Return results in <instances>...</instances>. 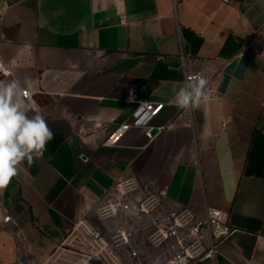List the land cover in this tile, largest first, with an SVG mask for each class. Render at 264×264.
<instances>
[{
	"label": "crops",
	"instance_id": "1",
	"mask_svg": "<svg viewBox=\"0 0 264 264\" xmlns=\"http://www.w3.org/2000/svg\"><path fill=\"white\" fill-rule=\"evenodd\" d=\"M263 33L264 0H0V80L31 78L55 133L0 194V264H110L94 234L110 243L145 196L168 216L221 212L215 256L189 264H264ZM196 71L213 98L178 109L171 89ZM131 93L164 104L154 141L117 134Z\"/></svg>",
	"mask_w": 264,
	"mask_h": 264
},
{
	"label": "clouds",
	"instance_id": "2",
	"mask_svg": "<svg viewBox=\"0 0 264 264\" xmlns=\"http://www.w3.org/2000/svg\"><path fill=\"white\" fill-rule=\"evenodd\" d=\"M31 78L0 80V194L18 177L25 162L32 167L44 157L55 133L35 100L26 97ZM209 80L202 73L189 75L178 89H171L170 103L181 110H194L213 98ZM78 264H87L80 261Z\"/></svg>",
	"mask_w": 264,
	"mask_h": 264
},
{
	"label": "rangeland",
	"instance_id": "3",
	"mask_svg": "<svg viewBox=\"0 0 264 264\" xmlns=\"http://www.w3.org/2000/svg\"><path fill=\"white\" fill-rule=\"evenodd\" d=\"M260 48L264 51V33ZM131 188L125 183L118 193L124 197ZM148 197L143 198L134 214L126 215L125 231L129 244L116 248L111 243L104 251L111 258L110 264H176L180 260L181 264H189L209 250L212 241L209 229L214 230V227L207 223L200 225L206 218L201 220L186 212L168 216L162 211L160 203L151 209L153 204ZM100 216L103 217L101 213ZM120 231L117 230L114 235ZM212 238H215L214 235ZM188 253L192 258L188 257Z\"/></svg>",
	"mask_w": 264,
	"mask_h": 264
},
{
	"label": "built area",
	"instance_id": "4",
	"mask_svg": "<svg viewBox=\"0 0 264 264\" xmlns=\"http://www.w3.org/2000/svg\"><path fill=\"white\" fill-rule=\"evenodd\" d=\"M222 4H231L232 0H220ZM121 22L124 24L126 22L125 16H121ZM197 73H204L202 71H196V72H188L186 73V78L189 75L197 74ZM0 74L3 76H12V72L10 67L6 64V62L3 60V58L0 57ZM32 92L29 90H26V97H32ZM127 101L129 102H137L139 103V106L133 113L132 119L133 121L131 123H127L122 125L117 134H123L124 132L128 131L130 128H143L145 130L146 137L149 141H154L158 136L163 134L165 131V127L161 126H153L151 124L152 120L162 111L164 104L158 103V102H149V101H138L137 95L134 93L129 94L127 97ZM108 143H112V140H109ZM120 208L128 209L129 205L125 204L122 201L114 202L113 204H109L107 207L102 209L101 215L103 217H106L108 215H114L118 213V210ZM6 221L10 220V217L5 218ZM204 223H207L209 226L214 227V237L220 238L224 233L228 232V227L225 223L222 221V214L220 211L208 208L206 213V219L204 222L200 223L201 226L204 225ZM94 237L96 240H99L103 247H110V244L112 243L113 246L116 248H123L129 244V239L127 236V233L125 230H121L116 235H113L111 238V242L107 243L104 242L102 237L99 233H95ZM217 252L216 247H213L209 249L207 252L200 254L198 257L201 261H206L208 259H212ZM188 257L192 258V256L188 253ZM180 259H182L180 257ZM180 260L176 264H181Z\"/></svg>",
	"mask_w": 264,
	"mask_h": 264
}]
</instances>
